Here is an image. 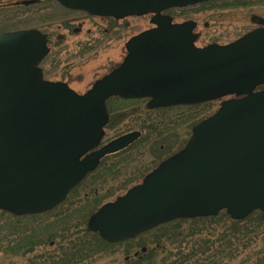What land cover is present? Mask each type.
I'll return each mask as SVG.
<instances>
[{
  "label": "water",
  "instance_id": "1",
  "mask_svg": "<svg viewBox=\"0 0 264 264\" xmlns=\"http://www.w3.org/2000/svg\"><path fill=\"white\" fill-rule=\"evenodd\" d=\"M90 15L154 14L156 27L126 44L127 55L83 95L48 82L38 68L47 55L36 30L0 33V211L14 216L53 209L107 155L133 142L130 132L101 146L105 101L150 98L146 109L192 106L227 95L193 128L178 153L142 182L102 205L89 231L118 243L176 219H245L260 210L264 223V28L236 41L196 47L195 23L172 24L164 10L209 0H55ZM33 1H23L28 5ZM257 25L264 23L252 17Z\"/></svg>",
  "mask_w": 264,
  "mask_h": 264
},
{
  "label": "flooded vegetation",
  "instance_id": "2",
  "mask_svg": "<svg viewBox=\"0 0 264 264\" xmlns=\"http://www.w3.org/2000/svg\"><path fill=\"white\" fill-rule=\"evenodd\" d=\"M32 1H35V3L29 5H23V6L14 4V7H18L23 10H26V8L29 7L31 8V7L41 6L44 2H52L55 3L57 7H59L60 12H58L55 15L51 14L50 13L51 11L49 12V9H51V7H47L45 10L41 9L40 11L41 13L48 12L45 15V19H38L36 20L37 24L30 26V28H23L21 30L34 29L39 31L42 35L45 36L46 47L49 51L38 65L39 69L42 72L43 79L51 82H61L66 84L68 87L69 85L67 84L68 82L67 79L68 76L69 77L71 76L70 71L66 73L67 77L64 74H62V78L60 77L59 79L52 80V77H48L46 75L48 70L49 72H51L52 70H63L62 72H64L66 70L82 69L89 63V60L92 57H96L97 53L99 54V52L101 51L105 52L109 50L111 47H113L111 50L117 49L118 51L117 55L121 57L119 58V61L114 63V67L108 70V72L105 73L103 76L98 78L101 79L102 77L106 76L111 71H113L115 68H117L123 62L124 58L127 55L126 44L130 39H132L133 37L137 36L138 34L144 31L155 28V25L151 24V19L153 17V15L151 14L140 17L127 16L124 18L117 19L111 16L90 15L83 11L66 9L52 0H32ZM217 1H225V0H213L210 2H217ZM230 1H231L230 3L224 6H220L219 9L221 10L235 9V7L242 8L247 5L246 2H244L245 0H230ZM208 3L209 2H206L187 8H171L166 11H163L161 15L171 18L172 24H180L186 21H193L195 23V29L193 33L197 34L198 36L196 40L197 42L201 36V33L197 30L199 29L198 21L192 19L191 17H188V15L182 17L181 19H178L176 18L175 12L177 11L180 12L182 10H189L187 11L186 14H191L192 9L194 10V8L206 5ZM142 19L146 20L147 25L145 27L142 26L139 28L138 21ZM261 19L264 20L263 17ZM250 24L252 25L251 28L242 35H245L246 33L251 32L257 28H264V23L257 25L253 23L251 19H250ZM203 27L207 28L208 24L204 23ZM241 36L225 44L232 43L237 39H239ZM225 44H219V45H225ZM121 50H123L122 53H120ZM95 81H93L90 84V87L94 84ZM263 89H264V83L257 85L253 89V92H258ZM86 91H84L83 93H85ZM242 97H243L242 95L240 96L229 95L195 106L175 105L163 109H153V110L146 109V106L149 103L150 98L124 99L120 97H111L105 102V104L109 114V121L111 117H114L115 120L114 122L116 124L119 121L124 122V118L122 119L119 118L123 116L122 115L123 112H126L125 121L127 120V122H130L131 118L136 116V108L138 106L143 108L141 109L142 111L145 110L149 114L153 112L179 110V109L191 110L189 112L188 117L185 116L183 118L167 123L169 125V129L163 137L166 139V141H168V139H170L169 133L170 131L172 132L175 129V127L185 124L186 121L194 120V123H192V125L190 126L189 135H191L192 129L199 122L213 115L217 111L221 103L230 100H238L241 99ZM207 106H210L211 110L207 112L209 113L208 115L201 118V115L203 113H200L198 110L201 109L202 107H207ZM112 110L114 111L113 114H111L110 112ZM197 117L199 118V120L197 119ZM107 125L104 127V138H106V132H105L106 129H110L107 128ZM132 126L128 132L125 131L126 133H123L122 135L130 132H139L140 136L137 140L139 141L144 133L136 128H132ZM111 129L113 130L114 127H112ZM134 143H132L130 146H128L127 148L123 149L120 152L105 156L99 162L97 168L91 173H88L84 177V179L71 190L69 196H67L66 200L63 202L64 204L66 202V204L64 205L65 206L64 209H62L63 208L62 207L57 209L56 211L53 210V212L50 211L36 216L44 217V216H49L50 214L53 213L60 214L66 212V210H69L70 208L72 210L73 208H75V206H73L72 203L69 204V200H71V198L79 197V193L84 191L83 193L84 196L88 195V198L84 201V205L76 206L78 208L76 209L75 214L77 213L78 215L80 214V216L82 217H86L88 221V219L94 213H96L97 210L102 205L114 201L117 197L125 194L128 189L141 183V181L143 180V178L146 176L147 173L152 171L161 162H163L164 160L168 159L169 157H171L172 155L176 154L178 151L181 150V147H178L177 149H170L167 150L165 153H163L160 157L158 158L155 157L154 159H152V162L154 161L152 163V166L148 170H146V172H144V174H142L139 179L136 177L132 178L133 176H131L128 179L126 178L120 179L122 175L121 168L128 161L132 160L133 159L132 157H134V154L130 153V151L133 149L131 148V146ZM162 148L163 147H160L159 150L161 151ZM108 160L110 161L112 160L113 162H111V164H108L107 163ZM90 193L91 195H89ZM86 230L95 237L97 236L96 239H99L101 241V243L93 242L91 248L88 250V252L91 251L92 254L91 255L92 258L91 261H89L90 262L89 264H100V261L102 259L115 257L116 255H117L116 256L117 259L120 255L122 256L121 259L122 261L118 259L119 261H117V264H137V257L139 256V254H144L149 251L151 254L150 256L153 255V248H149V246L152 245L151 243L152 231L143 233L142 235L136 236L132 239H128L122 242L108 243L103 239H101L98 233L89 231L87 228V222H86ZM141 243H146L147 245L139 246V244L141 245ZM45 250L40 249L39 253H42V251ZM51 250H54V248H52ZM143 256H141V259L143 258ZM86 264L88 263L86 262Z\"/></svg>",
  "mask_w": 264,
  "mask_h": 264
},
{
  "label": "trees",
  "instance_id": "3",
  "mask_svg": "<svg viewBox=\"0 0 264 264\" xmlns=\"http://www.w3.org/2000/svg\"><path fill=\"white\" fill-rule=\"evenodd\" d=\"M139 114L147 122L135 121L132 128L163 140L169 125L160 122L156 127L148 112ZM114 121L111 117L107 128L114 127ZM65 204L54 211L64 209ZM77 208L44 217L17 218L0 212L18 222L0 225V254L18 259L16 264H89L92 254L88 250L93 242L101 241L86 230L87 218L75 214ZM21 220L32 224L26 226ZM151 243L153 255L149 251L139 254L137 264H264V224L258 211L243 221H234L224 212L216 217L176 220L152 230ZM40 249L46 250L39 253Z\"/></svg>",
  "mask_w": 264,
  "mask_h": 264
},
{
  "label": "rangeland",
  "instance_id": "4",
  "mask_svg": "<svg viewBox=\"0 0 264 264\" xmlns=\"http://www.w3.org/2000/svg\"><path fill=\"white\" fill-rule=\"evenodd\" d=\"M22 1L26 0H0V32H10L21 30L23 28H30V26L37 24L36 20L45 19V15L48 12L41 13L40 11L41 9L45 10L47 7H51V9H49V12L51 11L50 13L53 15L60 12L59 7H57V5L52 2H44L41 6L31 8L29 7L26 8V10L14 7V4L16 5L17 3H20ZM230 2V0L209 2L206 5L194 8V10L192 9L191 14H186L189 10H182L180 12L177 11L175 12L176 18L181 19L182 17L188 15V17H191L192 19L198 21L199 29L197 30L201 33V36L196 42L197 47H202L210 43L225 44L247 32L252 26L250 24V19L252 17L255 16L264 18V0H245L244 2H246L247 4L245 7H235V9L226 10L219 9L220 6H224ZM204 23L208 24L207 28L203 27ZM146 25L147 22L145 19L138 21L139 28L142 26L145 27ZM112 48L113 47L105 52L101 51L99 52V54L97 53L96 57H92L89 60V63L82 69L66 70L64 72H62L63 70H52L51 72H49L48 70L46 75L48 77H52V80H56L60 77L62 78V74L67 77L66 73L70 71L71 76H68V82L66 81L67 84L76 93L82 94L84 91L90 88V84L93 81L107 73L108 70L114 67V63L119 61V58L121 56L119 57L117 55V49L111 50ZM122 52L123 50L120 51V53ZM141 109L143 108L140 106L136 108V116L132 117L130 122H127V120L125 121L126 112H123V116L119 118H124V122H120L119 120L121 119H119V122L115 124L113 130L106 129V138L103 140L104 143L112 140V138L114 137H118L123 133L128 132L135 121L147 122V118L144 119L145 116L139 114V112L142 113ZM210 110L211 107L207 106L202 107L198 111L200 113H203L201 115L202 118L208 115L209 113L207 112H209ZM190 111L191 110L179 109L153 112L147 114V117H149V119L151 120L150 123L157 127L160 122L169 123L185 116L188 117ZM197 119L199 120L198 117ZM192 123H194V120H189L186 121L185 124L175 127L172 132L170 131V139H168V141H166L165 138L163 140H157L155 135L153 136L150 134L149 136H145V134H143L141 136V139L131 146V148L133 149L130 151V153L134 154V157H132L133 159L128 161L127 163L125 162L126 164L121 168L122 175L120 179H128L131 176H133L132 178L136 177L139 179L142 173H144L152 166V163L154 162H152V159H154L155 157H160L167 150L177 149L178 147H180V145L187 139ZM160 147H163L161 151L159 150ZM111 162L113 161H107L108 164H111ZM83 193L84 191L79 193V197L71 198V200H69V204L72 203L73 206L83 205L84 201L88 198V195L84 196ZM89 195H91V193ZM7 217L8 216L6 215H0V225L5 223L8 227L9 225L17 222L15 219H11L9 217L7 219ZM20 222H23L24 225L32 224V221L30 220H21ZM149 248H152V245H150ZM116 256L102 259L100 261V264H117V261L121 260L122 256L118 255L119 260ZM17 260L18 259L16 258L4 255L2 256L0 254V264H16ZM228 264L235 263L230 262Z\"/></svg>",
  "mask_w": 264,
  "mask_h": 264
}]
</instances>
